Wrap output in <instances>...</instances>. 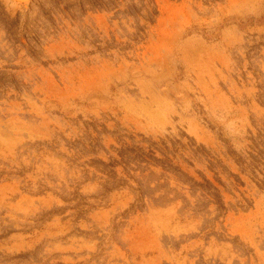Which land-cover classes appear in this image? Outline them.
<instances>
[{
    "label": "rangeland",
    "instance_id": "374dc122",
    "mask_svg": "<svg viewBox=\"0 0 264 264\" xmlns=\"http://www.w3.org/2000/svg\"><path fill=\"white\" fill-rule=\"evenodd\" d=\"M0 264H264V0H0Z\"/></svg>",
    "mask_w": 264,
    "mask_h": 264
}]
</instances>
